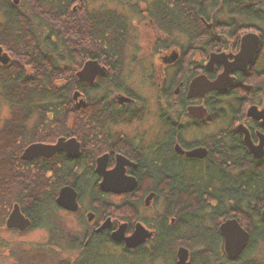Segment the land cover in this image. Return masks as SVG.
Here are the masks:
<instances>
[{"label": "flooded vegetation", "instance_id": "af4514ba", "mask_svg": "<svg viewBox=\"0 0 264 264\" xmlns=\"http://www.w3.org/2000/svg\"><path fill=\"white\" fill-rule=\"evenodd\" d=\"M82 1L77 0V6V2L72 3L71 11L76 13ZM246 4L245 10L250 9L251 14L244 13L245 18L240 11ZM182 6L183 11L175 0H151L147 8L141 6L135 14L143 20L119 13V8L98 11L103 15L99 20L105 18L112 25L117 22L112 26L111 36L117 40L111 39V43L121 46L111 48L99 46L97 13L84 11L94 28L88 29L84 38L79 35L74 43L68 41L67 33L58 30L63 34L58 48L65 51L61 53L64 65L60 66L67 75L59 86H68L70 100L66 105L75 107L79 114L66 116V134L40 141L37 138L42 126L23 122L25 145L18 157L20 166L32 172L31 176L35 174V179L37 175L44 176L46 181L26 184L27 192H22L25 196L12 204L29 221L28 226L22 230L9 227L6 218L4 227L16 232L17 237L34 229L45 230L46 236L44 241L29 239L24 248L13 244L12 250L2 236L5 251L0 255V264H156L151 260V249L158 238V229L165 223L169 226L179 221L173 184L174 175L180 173L188 189L200 192L196 207H204L211 219L212 213H217L221 238L219 225L236 219L248 231L247 242L252 241L248 229L251 226L241 222L244 213L241 191L245 185L251 186V194L256 191L254 167H249L253 164L245 161L264 164V119L256 117L264 111V17H258L259 13L264 15V0H183ZM68 7L66 4L62 9L54 8L63 21L70 14ZM18 12L31 26L30 14L34 12ZM141 23L153 29L146 37L151 44L147 45L148 52L138 53L139 47L134 49L139 57L132 56L136 59L131 66L138 72L139 82L146 79L151 82L148 95L134 92L123 72L129 66L123 61L126 45L139 32ZM47 27L49 39L56 42L50 31L57 28ZM241 31L246 33L240 34ZM248 33L254 37L243 43ZM176 34L184 36L185 42L173 41L170 36ZM85 43L91 44L92 49L86 50ZM74 46L76 51L72 52ZM225 69H228L226 88L191 90L193 81L208 85ZM251 108L255 113L249 115ZM224 119L227 124L219 128L220 120ZM194 131L195 137L188 138ZM246 136L252 146H261V156L250 151ZM61 137L64 141L75 139L70 144L71 150L64 148L51 156L30 159L21 157L30 144L51 145ZM243 156L245 167L240 168ZM14 166L19 168L17 163ZM257 167L264 172V166ZM110 173L124 179L126 187L135 184L127 191L105 190L101 182ZM31 185L44 187L29 191ZM65 186L74 192L73 210L57 203ZM235 204L240 207L228 210L227 205ZM166 208H173L174 213L164 219ZM60 211L64 219H58L56 213ZM253 213L247 212L246 216L253 218ZM64 215L70 218L71 227L64 224L63 220H67ZM140 230L144 238L129 245L130 237ZM181 246L188 250L186 261L192 264L194 252L185 244ZM173 257L170 264H176L177 251ZM168 258L162 256L159 262L165 259L163 264H169Z\"/></svg>", "mask_w": 264, "mask_h": 264}, {"label": "trees", "instance_id": "16d2710c", "mask_svg": "<svg viewBox=\"0 0 264 264\" xmlns=\"http://www.w3.org/2000/svg\"><path fill=\"white\" fill-rule=\"evenodd\" d=\"M31 1L33 2V10L40 9L41 7L44 8L46 4L51 7L49 2H43L42 0ZM175 2L176 6L183 11L185 7L182 6L183 0H175ZM69 3L71 1L66 4ZM9 4L7 0H0V10L2 12L5 11L6 14V20L0 31V44L6 43L9 45L12 55L16 59L14 62L7 64L4 67L5 70H2L0 73V96L7 100L6 104L11 109L12 115L10 119L18 122L15 129V134L18 136V139L16 138L17 140L13 141L15 135H13L11 128L10 130L8 128L2 129V132H0V137H2L0 139V165L4 164L2 162L5 159L7 162H10L8 161L10 153L6 152V150L12 147L14 150L19 149L20 151L25 145V140H23L24 130L22 129L23 122H29L30 117L34 113H36L35 117L37 119L35 124L42 126L41 129H43L41 136L37 138L38 140H46L51 136V132H55L56 135L66 134L68 131L66 128V116L71 113L75 115L79 114L76 112L75 107L66 105V102L70 100L68 86H59L61 84L60 80L67 77L65 70H61L63 68L58 63L61 60V53L65 52L63 47L61 49L58 48L60 46L58 43H61L60 39L63 38V34H60L58 30L55 31L52 29L50 33L56 38V42L54 43L49 39V34L42 37L36 32V27L33 28L32 25L30 26V23L24 19L18 10ZM247 4L241 7L240 14L243 17H245L244 13L251 14L250 9L245 10L248 7ZM96 16L98 20L96 24L98 31L97 40L99 41L100 48H111L114 44V42L111 43V39L113 41L117 40V38H111L114 33L112 26L117 22L114 21L115 23L112 25L111 21L108 22L105 18L99 20L103 17L100 12ZM258 17L262 18L264 15L259 13ZM54 22V26L61 29L58 18L54 19ZM73 28L72 26L70 30H73ZM89 31L92 33L91 30ZM67 36L68 41L74 43L79 35L67 33ZM71 50L72 48L68 51ZM75 51L76 48L74 46L72 52ZM31 70L34 72L33 75L28 73ZM50 112L52 116L49 119L48 114ZM35 136H37L36 133H34ZM239 148L242 149L240 146ZM245 160L246 158L244 156L240 157V168L245 167L243 166ZM245 163L253 164L249 167H254L255 174L253 180L255 181L254 188H256L254 194H251L252 189L250 185H245L241 191L242 199L245 202H242L244 205V213H242L243 219L241 222L244 226H251L248 229L250 230V237L252 238L245 252L236 261H230L226 258L221 249L222 238L217 228L218 220L215 219L217 213H212L214 218L212 217L213 219H211L205 213L204 207H196L195 202L200 192L188 189L183 173H180L174 175L175 180L173 184V191L178 202L176 214L179 221L169 226L165 223L163 227L158 229V238L153 243L151 249L152 261H159L162 256L166 257L169 253L173 254L174 251L171 250L172 245L185 244L190 250H197L192 253L193 258L196 256L195 260H192V264H219L220 262L223 264L226 262V264H260V258H256L257 255L254 254L250 246L257 240L264 239V226L260 222L258 215L264 206V172L261 170L262 167H257L264 166V164H258L259 162L256 161L253 163L245 161ZM11 177H8V180ZM252 197H254V200L251 202ZM227 206L229 208L228 210L231 207L233 209L240 207L238 204ZM219 208L222 209L223 207ZM245 208L254 212L253 218L246 216V213L248 212L249 214L250 211ZM173 213V208H166L164 219H167ZM207 220H212V223Z\"/></svg>", "mask_w": 264, "mask_h": 264}, {"label": "rangeland", "instance_id": "374dc122", "mask_svg": "<svg viewBox=\"0 0 264 264\" xmlns=\"http://www.w3.org/2000/svg\"><path fill=\"white\" fill-rule=\"evenodd\" d=\"M7 1L9 3H11V5H10L11 7L14 6L18 11L23 10L26 13H30L29 11L32 10L34 12L33 14H30L32 27L33 28L36 27V32H38L42 37L46 36L49 33V29H48L47 25H49V23L51 24V19H53V17L56 15V12H58L54 8H56V6H57L60 9H62V8H64V6L66 5L67 2L72 1L73 4L77 2V0H42L43 2H49V4H51V7H49L46 4L44 8L41 7L40 9H34L33 10V2L31 0H18L19 3H12V0H7ZM124 1H128V3L124 2ZM72 2L69 4L72 5ZM82 2L83 3H81L77 7L76 17H77V19H80L83 21H84L83 13L85 10L89 11L91 13H98V11H102V12L107 11L109 9V7L119 8L118 9L119 13L121 11L122 13H126L129 16L132 15L133 16L132 18L139 20L142 18V16L141 17L139 15L135 16V14L138 13V10H140L141 6H144L143 8H147L149 5V2H151V0H83ZM77 4H78V2L76 3L75 6H77ZM5 18H6V14L4 13V11L1 12V10H0V23L1 24L6 20ZM142 20H143V18H142ZM179 20L182 21V19H179ZM139 29H140L139 32L138 33L136 32V34L132 37L131 41H129L126 45V54L123 57V61L126 63V65L129 64V66L124 67L123 72H125L128 83L131 85V86L130 85L129 86L131 88H133L134 92L138 93V91H139L142 94L145 93L148 95V94H151V92H150L151 82H149L148 79L144 80V82H141V81L139 82L137 79L139 77L137 75L138 72H135L133 70V66H131V63L133 62V60L136 59V57H139V56H137L138 53H143V52L149 51L148 50L149 47L147 45L151 44V42L148 39H146V37L148 35L152 34L153 29L146 27L142 23L139 25ZM242 33H246V31H241L240 34H242ZM170 37L172 38L173 41L175 40L176 42H185V39H186L184 36H181L180 34H176V35H173ZM229 40H230L229 43L231 42L230 44L233 45L231 39H229ZM153 43H152V46L154 45ZM11 45H13V44H11ZM0 46L3 49L2 51H6L7 55L10 57V60L7 64L14 62L16 58H15V56L12 55V51L10 50L11 48H9V45L4 43V44H0ZM84 47L86 50L92 49L91 44L88 45L85 43ZM137 47H139V52L136 54V50H134V49ZM133 55L136 56L134 59L132 58ZM58 63L61 65L62 64L61 60ZM7 64L0 67V73L2 70H5L4 67ZM0 65H2V64H0ZM63 65L64 64H62V66ZM124 77H125V75H124ZM140 85L142 87H140ZM135 88H136V90H135ZM138 88H140V89H138ZM6 101L7 100H5L2 96H0V132H2L3 128H8L9 130L11 128L13 130V135H15L13 137V141H15L18 139V136L15 134V129L17 127L18 122L10 119V117L12 115L11 109L8 106V104H6ZM35 115H36V113H34L30 117L28 126L31 125L32 122H36L37 119H36ZM51 116H52V114L50 112L48 114V118L50 119ZM225 120L226 119L220 120L219 128L223 127L227 124V121H225ZM228 121H229V119H228ZM229 123H230V121H229ZM210 128H211V126L209 128H207V130H210ZM52 129H57V128H52ZM204 133L207 134L208 132L205 131ZM51 135L53 138V137H55L56 134H55V132L54 133L51 132ZM195 135H196L195 131L191 132V134H189L188 138L189 137H195ZM0 139H2V137H0ZM40 140H42V139H40ZM16 147H17V145H16ZM6 152L10 153V158H9V160L7 159L10 162H7L5 159V161L2 162L4 164L0 165V255L2 254V250L5 251L1 245L3 242V240H1L2 236H4V238H5L4 242L7 241L6 242V244H8L7 248H9L10 250H12L14 248V247H12L13 244L18 245V247H20V248H24V247H27L24 244H28L29 239L35 238L38 241H42V240L44 241L45 236H46L45 230L34 229L33 231L23 232L24 233L23 236L21 234L20 237H17L16 232H14V231L11 232V231L7 230L6 227H4L5 219L8 218L7 214L9 212H11V210L13 208V205H12L13 202L15 201V199H21V197L25 196V194H23L22 192H24V191L27 192L24 189L25 188L24 186L26 184H28L29 182L30 183L28 185L34 184V183L36 185L38 183L42 184V182L44 183V180L46 179L44 176L40 177L38 175L36 177L37 179H35V177H33L35 174H32V176H31L32 172L25 171L24 169L21 168L20 162H19L20 160L18 158L19 154L21 152V151H19V149L14 150L11 147V148H9V150H6ZM0 158H1V156H0ZM16 163L18 164V167H19L18 169H16L14 166V164H16ZM10 176H12V177L10 180H8V177H10ZM36 185H35V187H32V185H31V188H28V190L29 191H32L35 189L38 190V189H42V187H44V186L36 187ZM19 187H21V188H19ZM149 211L151 212L152 209H150ZM150 212L148 213V215L150 214ZM56 214H57L58 219H64V217L62 216L63 213L61 211L56 213ZM66 218H67V220H63L64 222L66 221L64 224H67L69 227H71V225L68 224L71 222L70 218L65 216V219ZM262 224H264V223L262 222ZM250 248H252L251 250L254 252L255 255H257L256 258H260V260H261L260 264H264V239L263 240H257L253 245L250 246ZM244 252H241V254ZM174 255H175V251L173 252V254H171V253L167 254V257H169L168 259H170V260H168L169 264H170V262L173 263L172 261L174 259V257H173ZM195 257L196 256H194L193 260H195ZM164 260L165 259H162L161 262L156 261V264H163ZM228 260H230V259H228ZM230 261H236V260H230ZM0 262H1V259H0ZM219 264H223V263L220 262ZM234 264H236V263H234ZM237 264H239V263H237Z\"/></svg>", "mask_w": 264, "mask_h": 264}, {"label": "water", "instance_id": "95a60500", "mask_svg": "<svg viewBox=\"0 0 264 264\" xmlns=\"http://www.w3.org/2000/svg\"><path fill=\"white\" fill-rule=\"evenodd\" d=\"M17 1V0H15ZM254 37L253 34L248 33V35L244 36L243 43H246L248 38ZM258 40V39H257ZM2 47L0 46V64L5 65L9 62L10 57L7 55L6 52L3 53ZM241 54V53H240ZM241 58L236 59V63L238 64ZM87 66V65H86ZM82 74V73H81ZM227 75H228V69H225L224 73L220 74L216 81L209 83L206 85L203 81L197 80L193 81L191 83V90L195 91L197 88L199 90H203L208 87L216 88V89H224L226 88V82H227ZM83 76V74H82ZM254 109L251 108L249 111V114H254ZM257 118L264 119V111L261 113L256 114ZM72 141H75L74 138L70 140L64 141V139L61 137L55 144H44V143H33L28 146L21 157L23 159H30L33 157L45 155V156H51V154L55 153L58 150H62L64 148L69 149L72 148L70 145ZM245 141L250 149L251 152L254 153L255 156L259 157L262 154V151H259L261 146H252L251 142L249 141L248 137H245ZM77 147V143H76ZM71 150V149H69ZM195 152H190L189 154H194ZM113 172V171H112ZM105 181L101 182V187L106 189H110L113 191H127L128 189L132 188L134 186V182L130 185H127L126 187V181L124 179H118V177H115L112 173L106 175ZM72 189L65 186L60 190V194L57 197V203H59L62 207H66L68 209H75L76 208V202L74 201L75 195L74 192H71ZM149 195L147 199L149 200ZM261 215V221L264 223V207L261 209L260 212ZM29 221L23 217V215L20 214L18 206L15 204L14 208L12 209L11 213L9 214V217L7 219V226L12 227H18L19 229H23L24 227L28 226ZM222 237L224 238V249H225V255L230 260H237V257L241 254L243 251V247L246 246L247 241L249 239L248 231L245 230L243 227L240 226L238 221L236 219H228L225 220V222L221 223L219 225ZM151 233H148L147 236L149 237ZM144 236H142V231H136L134 234L130 237L129 245H136L137 243L142 240ZM177 251V259L176 264H189L187 260L188 257V250L186 248L180 247Z\"/></svg>", "mask_w": 264, "mask_h": 264}, {"label": "bare ground", "instance_id": "6f19581e", "mask_svg": "<svg viewBox=\"0 0 264 264\" xmlns=\"http://www.w3.org/2000/svg\"><path fill=\"white\" fill-rule=\"evenodd\" d=\"M13 3H19L18 0L15 1L13 0L12 1ZM68 11L70 14H68L69 16L63 21L59 18V15H58V12H56V15L53 17V20H51V24L49 23V25L53 26L55 29L57 28V26L55 27L54 24V19L58 18V22H60V26H61V29H58L57 30H60V32H64V33H70V34H73V35H80L81 38H84L85 35L88 33V29H93L94 28V25L91 24V21H90V18H87L85 16L86 13H88V11L85 10V14L83 13V18H84V21L83 20H80V19H77L76 17V13H74L73 11H71V5L68 4ZM74 8L72 7V10ZM74 27L73 30H70L71 27ZM100 46V45H99ZM107 48V47H106ZM104 49V48H102ZM6 52V51H3V53ZM253 109V108H252ZM250 115V114H249ZM26 149V148H25ZM24 149V150H25ZM23 150V151H24ZM223 243H224V238H222V245H221V249H222V252L223 254H225V249H224V246H223ZM247 245H248V242L246 244V246H244L243 248V251L244 252L246 249H247ZM180 247H184V246H181V244H176V245H172L171 247V250H178ZM185 248V247H184ZM187 250V249H186ZM192 251V250H191ZM194 251H197L194 249ZM192 251V252H194Z\"/></svg>", "mask_w": 264, "mask_h": 264}]
</instances>
